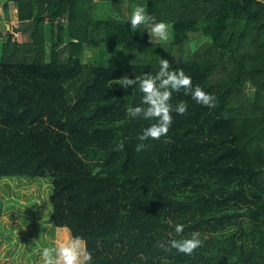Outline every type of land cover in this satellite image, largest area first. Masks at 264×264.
I'll return each instance as SVG.
<instances>
[{"label": "trees", "instance_id": "16d2710c", "mask_svg": "<svg viewBox=\"0 0 264 264\" xmlns=\"http://www.w3.org/2000/svg\"><path fill=\"white\" fill-rule=\"evenodd\" d=\"M136 5L171 27L168 44L132 32ZM0 24V179L50 178L51 222L92 264H264V0H0ZM161 58L216 107L173 92L187 113L137 152L156 121L127 115L143 93L119 79ZM193 232L192 255L168 246Z\"/></svg>", "mask_w": 264, "mask_h": 264}, {"label": "clouds", "instance_id": "9594fccd", "mask_svg": "<svg viewBox=\"0 0 264 264\" xmlns=\"http://www.w3.org/2000/svg\"><path fill=\"white\" fill-rule=\"evenodd\" d=\"M130 27L132 32L144 26L148 29L150 42L156 40L167 41L169 38V26L163 21H157L155 16L149 14L147 10L136 5L130 16ZM171 63L168 59L161 58L160 69L155 74L145 73L143 77L135 75L130 78L125 75L119 79L121 88L127 90L135 89L138 85L143 93L142 106H129L126 113L130 118L143 117L145 120H154L149 127H146L138 136L140 143L136 145L135 151H144L149 145L145 143L148 140H159L166 136L173 122L172 113L185 115L188 111L187 103L181 101L173 106L170 101L173 92L184 90L186 95H191L192 99L198 104L209 108L216 107V97L213 94L205 92L199 85L193 87L190 76L186 75L181 69L179 71H170ZM246 86L250 87L248 81ZM123 148V144L117 146V150ZM175 232L178 236L184 232V225L177 224ZM203 241L199 233L193 232L190 238L172 239L168 246L176 249L185 255H192L196 249L201 247ZM161 248L166 245L161 244ZM42 264H92V255L86 251L85 242L80 237H64L55 248L45 247L41 253Z\"/></svg>", "mask_w": 264, "mask_h": 264}, {"label": "rangeland", "instance_id": "374dc122", "mask_svg": "<svg viewBox=\"0 0 264 264\" xmlns=\"http://www.w3.org/2000/svg\"><path fill=\"white\" fill-rule=\"evenodd\" d=\"M7 18H11V9ZM109 6H100L98 14L106 16ZM126 15L128 10L125 9ZM0 24V30H4ZM171 27L167 41H170ZM28 39V36L26 35ZM205 37L195 36L193 49H197ZM104 59L115 57L112 46H104ZM98 48L95 50L97 52ZM93 50L86 51L83 62L91 59L96 62L99 54ZM1 56V44H0ZM52 180L50 178L0 179V264H42L41 253L45 247L55 248L64 238L63 232L51 222L50 195ZM69 236L72 237L70 231Z\"/></svg>", "mask_w": 264, "mask_h": 264}, {"label": "built area", "instance_id": "2783aa9c", "mask_svg": "<svg viewBox=\"0 0 264 264\" xmlns=\"http://www.w3.org/2000/svg\"><path fill=\"white\" fill-rule=\"evenodd\" d=\"M62 21H65L64 19H62ZM58 22V21H57Z\"/></svg>", "mask_w": 264, "mask_h": 264}]
</instances>
